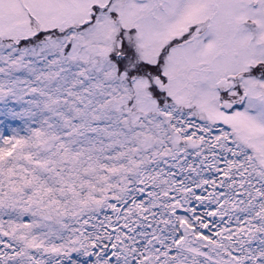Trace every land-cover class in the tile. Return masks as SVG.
Returning a JSON list of instances; mask_svg holds the SVG:
<instances>
[{"label": "snow or ice", "instance_id": "snow-or-ice-1", "mask_svg": "<svg viewBox=\"0 0 264 264\" xmlns=\"http://www.w3.org/2000/svg\"><path fill=\"white\" fill-rule=\"evenodd\" d=\"M0 264H264V0H0Z\"/></svg>", "mask_w": 264, "mask_h": 264}]
</instances>
